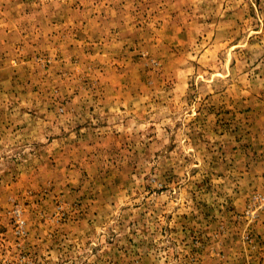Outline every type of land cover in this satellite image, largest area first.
<instances>
[{
  "label": "rangeland",
  "instance_id": "rangeland-1",
  "mask_svg": "<svg viewBox=\"0 0 264 264\" xmlns=\"http://www.w3.org/2000/svg\"><path fill=\"white\" fill-rule=\"evenodd\" d=\"M0 264H264V0H0Z\"/></svg>",
  "mask_w": 264,
  "mask_h": 264
}]
</instances>
